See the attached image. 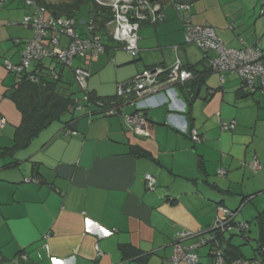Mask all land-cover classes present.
I'll return each instance as SVG.
<instances>
[{"label": "crops", "instance_id": "crops-1", "mask_svg": "<svg viewBox=\"0 0 264 264\" xmlns=\"http://www.w3.org/2000/svg\"><path fill=\"white\" fill-rule=\"evenodd\" d=\"M157 2L165 19L140 28L137 56L114 42L97 57L77 60L92 72L82 94L85 105L75 101L77 113L51 122L13 156H0V264H25L18 259L21 251L35 264H175L176 245L187 246L209 230L217 205L242 211L247 202L261 233L256 217L264 219V94L244 91L236 74L222 81L209 71L201 49L185 42L186 19H191L211 24L229 47L263 49L261 3ZM177 3H189L191 10L178 12ZM27 13L20 1L0 2V116L6 120L0 155L15 144L22 122L10 96L17 79L3 62L19 63L23 41L33 37L22 24ZM176 57L203 72V82L173 84L149 98V136L127 123L125 115L134 113V106L107 115L89 104L88 92L114 96L119 85L147 68H170ZM211 89L216 92L209 94ZM231 120L236 126L222 130L220 122ZM193 130L200 140L192 138ZM255 159L260 168L252 166ZM148 173L156 177L154 191L147 187ZM184 230L195 236L181 241ZM201 250V262L210 264L209 249Z\"/></svg>", "mask_w": 264, "mask_h": 264}, {"label": "built area", "instance_id": "built-area-1", "mask_svg": "<svg viewBox=\"0 0 264 264\" xmlns=\"http://www.w3.org/2000/svg\"><path fill=\"white\" fill-rule=\"evenodd\" d=\"M23 1L25 5L35 8L33 13L23 20L25 26L35 29V36L28 40L22 50L19 63L5 59L6 69L9 72L16 73L17 77L22 76V74L25 75L34 62L46 57H53L62 62L64 66L72 67L73 62L78 57L90 55L93 58L105 51V46L98 36L82 38L76 33L75 24L77 21L64 18L46 20L44 18L45 9L38 6L36 0ZM96 1L102 3V0ZM262 1L264 2V0H260L261 3ZM109 3L115 11V19L109 23L112 26L113 38L121 42L123 49L132 55H137L139 53L138 31L141 28V23L146 20L153 23L164 20L165 15L162 12V6L151 5L148 0H111ZM191 7L189 3L174 4V8L178 12L182 10L190 11ZM262 14H264V7H262ZM88 28L94 30L92 21L89 22ZM185 42L196 45L205 55L212 51L215 53L214 57L208 59L211 69L221 75L222 81L225 80L226 74H236L243 82L245 91L264 94V52L260 44L252 47H229L219 37L216 29L211 24H196L191 19H186ZM184 66L182 59L176 57L170 68L159 66L147 68L137 74L131 82L118 86L117 95L121 98V105H111L104 108L103 104L99 103L100 107L97 104H93V106H98L100 108L98 112L107 115L120 113L123 107L127 105L134 106L135 112L125 115L127 123L149 136L151 124L145 113L147 100L160 94L173 84H184L193 80V72ZM74 71L76 80L82 90H87L90 71L85 67H77ZM53 76L57 77V74L53 73ZM31 78L36 80L35 75H32ZM5 124V118L0 116V127ZM220 125L222 130H228L236 126V121L220 122ZM192 138L200 140L202 137L197 131L193 130ZM252 166L255 169L260 168L256 159L253 161ZM225 173L226 170L219 169V174L225 175ZM145 179L148 189L154 191L157 184L156 177L148 173ZM238 212V210L233 211L225 206L218 205L217 216L209 230L202 232L200 238L187 246H183L181 243L176 245L172 258L174 263L178 264L184 261L187 264H203L199 250L204 246H209L212 259L210 264H264V244L259 246V255L253 258H229L220 248L221 246L218 245L220 240L225 239L224 234L226 231H232L233 228H236L238 232L243 234V237H246L247 232L250 231V222H238L236 220ZM193 236L195 234L188 230L178 234L181 241ZM96 248L98 249V247Z\"/></svg>", "mask_w": 264, "mask_h": 264}, {"label": "trees", "instance_id": "trees-1", "mask_svg": "<svg viewBox=\"0 0 264 264\" xmlns=\"http://www.w3.org/2000/svg\"><path fill=\"white\" fill-rule=\"evenodd\" d=\"M5 1L6 0H0L1 3H4ZM16 1L22 2V4L28 9V13L26 14V16L31 15L33 13V10H35V8L31 6L25 5L23 0H16ZM110 1L111 0H102V3H100L96 0H63L60 2L36 0L38 6L44 7L45 9L44 18L46 20L52 18H64V19H73L77 21L75 24L76 33L82 38H90L93 36H98L101 39L102 43L104 44L105 50H107L108 46L114 42L118 43L120 47H122L121 42H118L113 38L112 26L109 25V23L115 19V11L113 9V6L109 3ZM148 1L151 5H161L162 12H164L163 5L157 2V0H148ZM261 5L262 7H264L263 1ZM83 6L90 7V12H91V18L88 21V23H86V25H82L80 21L76 18V13L79 12ZM47 13L51 14V16L48 17ZM262 15L264 16V14ZM26 16H24V18ZM90 21H92L94 25V30H90L88 28V24ZM156 23L159 22L153 23L150 22V20H146L145 22L141 23V27L145 24H156ZM25 27L31 28L34 31L32 37L34 38L35 29L30 26L28 27L25 26ZM28 40L23 41L24 48ZM64 41H66V39H64ZM101 53H99V55ZM139 53H140V47H139ZM137 55H133V56H137ZM88 57H90V55L86 57H78L75 60H82ZM205 58H209V56L205 55ZM77 67L87 68L86 66H83V64H78ZM77 67H73L72 65V67L70 68H73V77L71 76L70 77L71 79H64L63 71L67 68V66H64L62 62L56 60L53 57H46L37 62H34L31 69L27 70L28 72L25 75L22 74V76L17 77L16 73H13L17 81L15 86L13 87V91L11 92L10 96L22 113V122L21 125L17 128L15 134V144L12 147L6 148L1 153L0 156H5V155L13 156L17 149L29 145V143L33 140V138L36 137L38 133L43 129H45L51 122L55 120H61V117H63L67 113L70 114L74 113L75 104H76L74 99V92L69 87L73 83L72 78L75 79V81L77 82L76 74L74 71ZM184 67L193 72L194 78L191 81H193L194 86H196V84L199 85L200 83L203 82L204 79L203 72L196 70V68L192 65H185ZM87 69L90 71V76H89L90 78L92 72L90 68ZM52 71L53 73L57 74V77L53 76ZM209 71L214 72L211 69V67ZM32 75H35L37 81L31 78ZM189 82L190 81H188L187 83ZM187 83H184V85ZM65 87H67L66 90ZM242 88L245 91L243 82H242ZM215 92L216 90L211 89L209 91V94H214ZM249 94H254V93H249ZM87 95H88V101H90L89 104H92L91 101L95 105L102 103L104 108H107L111 105L122 104L121 98H119L117 95V91L114 96H110V97L99 98L90 92H88ZM145 113L147 115V112ZM137 154L142 156H147V153L145 152L141 153V151H137ZM233 211H237V210H233ZM256 221L260 226L261 233L259 238V246H261L262 244H264V219L261 217V215H258L256 217ZM224 241L225 239L220 240L218 242V245L221 246L220 248L223 249V251L227 256H228L227 253L228 251L232 252V257L228 256L229 258L244 257L241 255L240 252L241 248L239 246L232 245L229 239L228 241H226V243L229 245L228 248H226V246L224 245L225 244ZM259 246L257 250L259 249ZM209 252H210V248H209ZM209 252L208 255L210 256ZM19 254L20 255L18 256L19 257L18 259L20 261L24 262L25 264H35V262H33L34 261L33 258L28 252L21 251ZM39 257L42 256L39 254Z\"/></svg>", "mask_w": 264, "mask_h": 264}, {"label": "rangeland", "instance_id": "rangeland-1", "mask_svg": "<svg viewBox=\"0 0 264 264\" xmlns=\"http://www.w3.org/2000/svg\"><path fill=\"white\" fill-rule=\"evenodd\" d=\"M47 1L60 2L63 0H47ZM259 6L257 7L258 11L261 9L262 5L260 7ZM76 18L80 21V23L82 25H85L86 23H88V21L91 18L90 7L83 6L81 8V10L76 13ZM84 60L85 59H83L81 62L83 63ZM77 66H78V61L76 60L74 62L73 67H77ZM71 76L73 77V71L71 70L70 67H67L65 70V77L64 78L65 79H71L70 78ZM71 86H72V91L76 94V96L74 98L75 101L79 100V104L81 106H84L86 102L82 99V94L84 92H83L81 86L78 84V82L76 83L74 81H73ZM84 110H87V107H84ZM75 111H76V113L78 112L77 111V104H75ZM67 115L68 114L64 115V117ZM217 207H218V205H217ZM217 207L215 210V218L217 216L216 215L217 214ZM249 207L250 206H248L247 202L245 204H243L242 211L240 210L238 212L237 221L238 222H244L245 219L249 220V222L252 226V230L247 232L246 237H243V234L238 232L236 230V228H233L232 231H226L224 234V238H225L224 243L227 245L226 241H228V239H230L232 237V239H231L232 244H234L235 246H239L241 248L243 255L246 256V258H253L256 255H259V252L256 251L257 250L256 248L259 246L260 234H259L258 226L256 225L254 219L249 215V212H248ZM209 248H210L209 246H204V247H202L201 252H207V250Z\"/></svg>", "mask_w": 264, "mask_h": 264}]
</instances>
